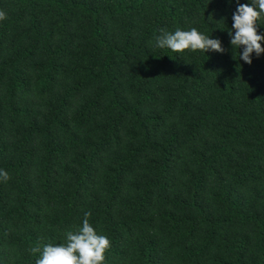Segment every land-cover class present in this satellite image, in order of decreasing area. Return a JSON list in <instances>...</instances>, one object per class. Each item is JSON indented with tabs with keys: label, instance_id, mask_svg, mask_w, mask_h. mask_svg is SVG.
Returning a JSON list of instances; mask_svg holds the SVG:
<instances>
[{
	"label": "trees",
	"instance_id": "16d2710c",
	"mask_svg": "<svg viewBox=\"0 0 264 264\" xmlns=\"http://www.w3.org/2000/svg\"><path fill=\"white\" fill-rule=\"evenodd\" d=\"M250 2L0 0V264L86 212L103 264H264V53L229 36ZM193 27L224 51L155 46Z\"/></svg>",
	"mask_w": 264,
	"mask_h": 264
},
{
	"label": "clouds",
	"instance_id": "9594fccd",
	"mask_svg": "<svg viewBox=\"0 0 264 264\" xmlns=\"http://www.w3.org/2000/svg\"><path fill=\"white\" fill-rule=\"evenodd\" d=\"M264 16V0H251L250 3L239 4L233 13L234 34L229 31L230 44L233 49L239 50V58L251 64V54L253 52L259 56L264 53V46L261 41L264 35L257 31V21ZM6 18V14L0 11V20ZM156 47L169 48L173 52H183L184 50H209L223 52L221 41L200 33L196 28L190 30L176 29L174 32L162 31L156 38ZM241 46L243 50L240 51ZM233 58L237 59L234 51ZM0 179L7 182L10 179L9 173L0 170ZM90 213L84 214L82 226L75 232L68 231L66 244H45L43 248L33 247L32 253H41L35 264H103L104 253L110 246V241L104 235L97 234L94 227L89 223Z\"/></svg>",
	"mask_w": 264,
	"mask_h": 264
}]
</instances>
